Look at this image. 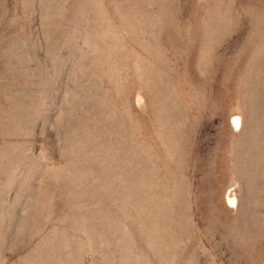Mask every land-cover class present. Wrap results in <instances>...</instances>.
Here are the masks:
<instances>
[{
  "label": "rangeland",
  "instance_id": "obj_1",
  "mask_svg": "<svg viewBox=\"0 0 264 264\" xmlns=\"http://www.w3.org/2000/svg\"><path fill=\"white\" fill-rule=\"evenodd\" d=\"M0 264H264V0H0Z\"/></svg>",
  "mask_w": 264,
  "mask_h": 264
},
{
  "label": "bare ground",
  "instance_id": "obj_2",
  "mask_svg": "<svg viewBox=\"0 0 264 264\" xmlns=\"http://www.w3.org/2000/svg\"><path fill=\"white\" fill-rule=\"evenodd\" d=\"M239 118L238 117H234L233 119H232V125H234V126H238L239 125ZM234 198H231V199H228V203H234Z\"/></svg>",
  "mask_w": 264,
  "mask_h": 264
}]
</instances>
